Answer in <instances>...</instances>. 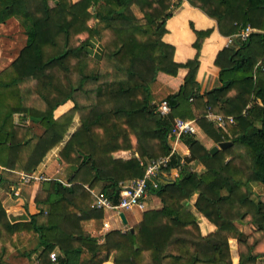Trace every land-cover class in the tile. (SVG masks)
Instances as JSON below:
<instances>
[{
    "label": "trees",
    "instance_id": "obj_1",
    "mask_svg": "<svg viewBox=\"0 0 264 264\" xmlns=\"http://www.w3.org/2000/svg\"><path fill=\"white\" fill-rule=\"evenodd\" d=\"M180 1L0 0V23L17 16L28 30L27 44L0 72V167L30 173L56 147L60 166L59 175L39 183L35 212L23 207L24 215L10 216L0 200V264H9L13 251L34 254L32 264L110 258L113 264H264V201L252 191L253 183L264 187V0H185L224 35L253 28L244 41L218 51L220 84L207 91H200L196 75L211 30L192 27L197 52L185 62L175 61L174 46L162 39ZM92 39L102 46L98 58L88 52ZM180 69L182 84L164 93L158 73L176 76ZM161 99L171 107L166 115L156 110ZM118 100L129 104L121 116L85 119L94 107ZM66 102L71 108L55 116ZM82 109L89 110L73 128ZM208 110L234 120L219 127L206 117ZM26 117L41 125L40 135L25 126ZM175 117L194 120L213 144L231 145L212 154L195 133H183L190 157L177 178L150 190L159 207L145 210L132 231L96 234L103 212L91 207L87 188L99 186L117 202L119 182L142 177L149 160L169 153ZM231 151L255 180L228 158ZM119 152L127 156L117 158ZM179 158L174 154L169 167ZM194 163L203 169H193ZM200 216L214 226L207 234Z\"/></svg>",
    "mask_w": 264,
    "mask_h": 264
},
{
    "label": "crops",
    "instance_id": "obj_2",
    "mask_svg": "<svg viewBox=\"0 0 264 264\" xmlns=\"http://www.w3.org/2000/svg\"><path fill=\"white\" fill-rule=\"evenodd\" d=\"M72 1L75 2L78 0ZM90 9L93 8L90 7ZM262 11V9H257L256 15H261ZM96 21L97 19L94 18L90 21L89 25H94ZM4 23L10 24V27L8 29H4ZM192 27L197 30H211L210 34L204 38L200 47L199 67L196 75L200 91H207L220 84L218 81L219 69L214 65V59L218 51L227 46L226 42L229 35H224L219 32L217 22L213 18L207 16L200 9L193 7L187 1H180L179 5H177V7L172 11V15L166 19V32L162 37L165 42L174 46V60L177 62H185L186 60L193 58L197 52V50L192 45L195 41V34ZM27 41L28 30L19 17L12 16L0 23V70L6 66L7 62H12L18 56L20 50L27 44ZM2 44H4V47ZM101 51V43L98 40L92 39L91 45L88 47L89 54L98 58L101 54ZM184 73V69H180L176 76L159 72L157 78L159 83L165 87V89H163L164 93L169 94L171 92H176L183 82ZM128 105L129 104L127 100H118L100 104L94 107L90 113H87L89 109H82L78 111L75 117L73 128L79 124L81 120V114L84 111L87 113L85 118L87 121L93 120L97 116L102 118H113L124 114L128 109ZM71 106L72 104L70 102H66L58 106L54 112V115H61L70 109ZM17 118L19 117L17 116ZM22 120H24L27 125L31 127V129L33 127L38 130V135L43 132L42 128L38 126V122L30 119L29 117H26ZM195 135L196 138L199 139L200 142L206 147L210 148L213 146V141H211V139L202 133L199 128H197V126ZM178 150L180 154L184 153L185 144L180 143ZM57 151L58 147L52 149L46 155L44 160L31 173L44 174L46 176H56L55 173L60 172V166L58 165L57 161ZM117 154H120V156L117 158H125V154L127 155L126 152H119ZM189 157L190 154L185 157V160L189 159ZM193 165L198 171L203 169V166L200 163H194ZM19 173L20 172L3 169L0 167V200L5 207L6 212L12 213L10 216L13 217L24 215L22 214L23 207L24 209L26 208L30 213H32L30 210L36 211L35 206L31 207V204L34 205V195L40 183H23L20 180ZM6 179L8 183L7 186L4 187L2 182ZM19 186H22V190L19 189ZM253 186L255 187L257 184L253 183ZM27 189L29 197H27L28 199L26 200L25 194L23 193H26ZM14 190L18 192V196L14 195ZM192 202L193 199L190 200V203ZM146 203V210L157 208L160 205L159 198L150 190L146 198ZM129 213L131 216H127L126 213H124V215L127 221L126 226L130 228L133 225L139 223L143 212L139 210H133ZM107 215L111 216L112 214L103 213V220L105 219V216L107 217ZM111 219H113L112 216ZM201 219L203 221L202 225L206 227V231L210 232L214 229V226L211 223L204 220L202 217ZM123 226H125V224L122 223V225L117 224L113 228L119 229ZM96 234H98V232ZM5 260L9 264H32L35 261V255L31 254L30 257H28L18 251H13ZM104 264H113L112 259L110 258Z\"/></svg>",
    "mask_w": 264,
    "mask_h": 264
},
{
    "label": "built area",
    "instance_id": "obj_3",
    "mask_svg": "<svg viewBox=\"0 0 264 264\" xmlns=\"http://www.w3.org/2000/svg\"><path fill=\"white\" fill-rule=\"evenodd\" d=\"M252 30L253 28L248 26L238 33L229 35L226 45H231L237 39L244 41ZM156 110L161 115H166L171 111V107L168 101L163 99L156 103ZM206 117L211 119L219 127H224L226 122H233L234 120L233 115L224 116L215 114L211 110H208ZM195 131L196 125L194 120H183L179 117H175L168 133L169 153L149 160L142 177L119 182L117 202H114L110 196L99 188H87L94 198L91 207L101 210L105 214H112L111 216L119 225H122L120 217L121 212L125 213V211L131 212L133 210L144 212L146 210V198L149 190L159 188L161 185L169 183L178 177L179 170L185 163V157L190 154L186 144L185 152L182 154L179 153L178 147L180 143H182L181 135L183 133H195ZM177 153L180 154L177 164L173 167H169L172 156ZM140 163H142V161H140ZM19 176L23 183H37L50 179V177L44 174H34L31 172H20ZM61 182L65 185H70L69 182L64 180H61ZM13 193L15 196H18L17 191L14 190ZM111 216H105L101 228L97 231L100 236L113 228L109 221ZM127 229H129V227L125 225L118 230L124 234ZM49 256L52 260H55L57 256L56 251H52Z\"/></svg>",
    "mask_w": 264,
    "mask_h": 264
},
{
    "label": "rangeland",
    "instance_id": "obj_4",
    "mask_svg": "<svg viewBox=\"0 0 264 264\" xmlns=\"http://www.w3.org/2000/svg\"><path fill=\"white\" fill-rule=\"evenodd\" d=\"M172 1H175V0H172ZM10 27V24H8V23H4V29H8ZM5 40V39H4ZM2 46L4 47V44H2ZM21 51V50H20ZM20 53V52H19ZM12 55H14V54H12ZM19 55V54H18ZM15 56V55H14ZM17 58V57H16ZM15 58V59H16ZM14 59V60H15ZM13 60V61H14ZM12 61V62H13ZM12 62H7V64H6V66L2 69V70H0V72L1 71H3L4 69H6ZM215 114H217V113H215ZM17 116L19 117V114H15L14 115V120L16 121V122H18V121H21L19 118H17ZM23 121V123L25 124V126L28 128V129H30L32 132H36L35 134H37V132H38V130H36L35 128H33L32 127V129H31V127H29L28 125H27V123L24 121V120H22ZM38 126H40L41 127V125L40 124H38ZM42 128V127H41ZM42 130H43V128H42ZM40 132H41V130H40ZM38 135V134H37ZM214 145V144H213ZM118 156H120V154H117L116 155V157H118ZM127 155L125 154V157H126ZM228 158L230 159V160H232L234 163H236V162H238L237 161V159H235V157H234V152H232L231 151V153H228ZM238 164H239V166L244 170V172H245V174L251 179V180H255V176L250 172V170H249V168L243 163V162H238ZM193 167V169H196L195 167H194V165L192 166ZM61 168H62V166H61ZM56 175H59V173H55ZM50 176V175H49ZM122 182V181H121ZM3 184V186L4 187H6L7 186V183H8V181H7V179L6 180H4L3 182H2ZM257 184V186H252V191H253V196L255 197V198H259V199H261V200H263L264 201V187L260 184V183H256ZM20 188V190H22V186H19ZM96 188V187H95ZM98 188H99V186H98ZM101 189V188H100ZM23 194H25V198H26V200L28 199L27 197H29V193H28V189H27V192L26 193H23ZM33 203H34V200H33ZM32 206H35V204L33 205V204H31V207ZM35 209H36V206H35ZM32 213L35 211H33V210H30ZM29 212V211H28ZM125 213H126V215L127 216H129L130 215V213L128 212V211H125ZM131 216V215H130ZM203 218V217H202ZM204 220H206L205 218H203ZM110 223H111V225H112V227H115V225H117L118 223L114 220V219H111L110 218ZM117 223H115V222ZM207 221V220H206ZM198 222H199V225H200V228H202L201 229V231H202V233L203 234H207L208 233V231H206V227L205 226H203L202 224H203V221H202V219H201V217H199V219H198ZM119 225V224H118ZM202 226V227H201ZM249 228H253L252 226H249ZM230 248H231V252H232V254H233V256H234V258H233V262L234 263H236V261H237V258H236V243H235V240H230ZM105 263V262H104ZM103 263V264H104Z\"/></svg>",
    "mask_w": 264,
    "mask_h": 264
},
{
    "label": "water",
    "instance_id": "obj_5",
    "mask_svg": "<svg viewBox=\"0 0 264 264\" xmlns=\"http://www.w3.org/2000/svg\"><path fill=\"white\" fill-rule=\"evenodd\" d=\"M230 145H231V142L230 141H222V142H219V143L214 144L213 146H211L209 148V151H210V153L213 154L216 151H218L219 149H226V148H228ZM120 217H121L122 223L126 225L127 224V221H126V218H125L124 213L121 212L120 213ZM130 230L131 231L133 230L132 227H130Z\"/></svg>",
    "mask_w": 264,
    "mask_h": 264
}]
</instances>
